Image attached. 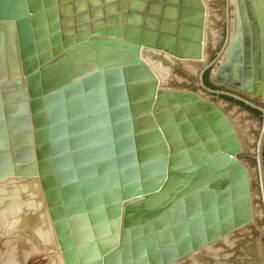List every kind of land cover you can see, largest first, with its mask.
<instances>
[{"label":"water","instance_id":"95a60500","mask_svg":"<svg viewBox=\"0 0 264 264\" xmlns=\"http://www.w3.org/2000/svg\"><path fill=\"white\" fill-rule=\"evenodd\" d=\"M232 4L215 82L260 92L264 0H0V264H264V171L189 91Z\"/></svg>","mask_w":264,"mask_h":264},{"label":"flooded vegetation","instance_id":"af4514ba","mask_svg":"<svg viewBox=\"0 0 264 264\" xmlns=\"http://www.w3.org/2000/svg\"><path fill=\"white\" fill-rule=\"evenodd\" d=\"M228 8H231L230 10H232L231 20L212 19L215 25H221V30H219V35H217L215 41L208 44L209 47L207 52H209V57L207 67H202V69H200L199 74H197L198 82H196L192 90L189 91L197 93L201 92L204 94L206 93L211 97V100L214 103L218 104L219 108L234 125L238 137L242 142L243 151L238 155V158L247 166L250 171L258 172L260 169L264 171V138L260 154L262 162L261 164L258 162V142L264 127V85L262 86V90L259 92L258 88L255 87L257 84L255 83V80H253L254 83L249 88L251 92L248 93L246 91H241L215 82V72L217 70L218 60L221 57V53L223 52V49L230 37L234 25L233 19L235 15L233 4L229 5ZM209 24L210 22L208 20V38H210ZM250 27L253 34L254 31L251 24ZM175 69L185 70V68H183L181 65L176 66ZM251 226L247 229H244L248 234L256 232V230L251 228ZM239 232L236 234H239ZM222 241L208 248L202 249L194 256L182 261L180 264H192L194 257L201 260H204V258L209 259V257L214 255V251H210L212 247L217 244L223 245ZM225 245L226 244H224L223 247H225ZM223 249V251H229V249ZM40 255L48 260L46 254L41 253ZM23 263L24 262H22V264Z\"/></svg>","mask_w":264,"mask_h":264}]
</instances>
